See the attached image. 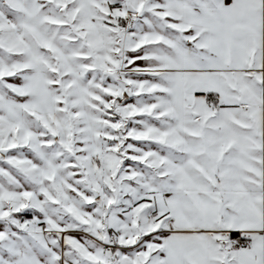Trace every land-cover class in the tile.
I'll use <instances>...</instances> for the list:
<instances>
[{
  "label": "snow or ice",
  "instance_id": "obj_1",
  "mask_svg": "<svg viewBox=\"0 0 264 264\" xmlns=\"http://www.w3.org/2000/svg\"><path fill=\"white\" fill-rule=\"evenodd\" d=\"M0 264H264V0H0Z\"/></svg>",
  "mask_w": 264,
  "mask_h": 264
}]
</instances>
